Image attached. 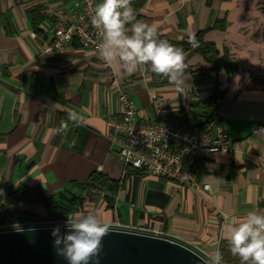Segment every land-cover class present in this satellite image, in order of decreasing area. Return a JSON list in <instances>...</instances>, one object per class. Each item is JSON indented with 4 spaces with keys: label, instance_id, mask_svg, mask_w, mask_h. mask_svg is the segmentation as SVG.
<instances>
[{
    "label": "crops",
    "instance_id": "obj_1",
    "mask_svg": "<svg viewBox=\"0 0 264 264\" xmlns=\"http://www.w3.org/2000/svg\"><path fill=\"white\" fill-rule=\"evenodd\" d=\"M74 1L0 0V203L19 188L43 189L61 206L73 202L74 214L92 210L110 226L157 230L208 259L219 250L223 264H240L228 246V222L264 209V0H146L141 20L159 34L188 42L203 31L218 50L214 63L183 50L187 67L179 91L148 65L129 75L77 42L46 52L53 12ZM118 86L135 98L142 120H155L151 95L159 93L194 126L187 113L196 115L199 102L224 94L215 116L230 150L198 160L192 188L125 171L107 127L108 116L123 110ZM93 174L105 175L117 190L84 185ZM104 192L117 198L115 207ZM19 208L45 214L39 204Z\"/></svg>",
    "mask_w": 264,
    "mask_h": 264
},
{
    "label": "built area",
    "instance_id": "obj_2",
    "mask_svg": "<svg viewBox=\"0 0 264 264\" xmlns=\"http://www.w3.org/2000/svg\"><path fill=\"white\" fill-rule=\"evenodd\" d=\"M97 3L99 0H75L69 8L56 9L53 12V37L45 48L46 52H64L73 42L96 50L100 41L90 16ZM151 98L155 102L156 117L154 121H145L139 116L135 98L118 86V100L123 110L120 115L108 116L109 137L119 147L125 171L130 168L146 171L192 188L198 184L194 170L196 162L209 154L230 150L228 132L216 116L207 127L185 124L168 98L159 93H153ZM66 127L64 122L60 132ZM203 187L209 189L210 185L205 183ZM14 225L20 228L65 226L66 220L43 218L4 224L0 225V231L16 229ZM112 227L164 235L157 230L122 222H116Z\"/></svg>",
    "mask_w": 264,
    "mask_h": 264
},
{
    "label": "clouds",
    "instance_id": "obj_3",
    "mask_svg": "<svg viewBox=\"0 0 264 264\" xmlns=\"http://www.w3.org/2000/svg\"><path fill=\"white\" fill-rule=\"evenodd\" d=\"M132 0H100L90 16L97 30L99 43L96 54L115 70L127 74L136 72L141 65L167 78L176 89L182 90L187 67L182 48L161 39L155 24L138 20ZM194 36L189 43H194ZM75 118V117H70ZM17 231H22L14 225ZM68 231L61 233L59 226L52 229L57 255L67 264H99L103 238L110 225L103 222L92 210L67 215ZM226 239L231 254L239 257L240 264H264V209L247 212L242 218L228 222ZM206 264H223V254L217 250Z\"/></svg>",
    "mask_w": 264,
    "mask_h": 264
},
{
    "label": "water",
    "instance_id": "obj_4",
    "mask_svg": "<svg viewBox=\"0 0 264 264\" xmlns=\"http://www.w3.org/2000/svg\"><path fill=\"white\" fill-rule=\"evenodd\" d=\"M112 207L117 198L104 192ZM39 226L0 231V264H67L57 255L52 229ZM60 232L68 228L59 226ZM99 264H206L208 259L191 246L164 235L110 227L104 236ZM89 264H95L90 261Z\"/></svg>",
    "mask_w": 264,
    "mask_h": 264
},
{
    "label": "trees",
    "instance_id": "obj_5",
    "mask_svg": "<svg viewBox=\"0 0 264 264\" xmlns=\"http://www.w3.org/2000/svg\"><path fill=\"white\" fill-rule=\"evenodd\" d=\"M145 2L146 0H132L131 6L134 8L138 20L142 19V9ZM158 35L161 39H167L170 43L183 50H192L199 53L208 62L214 63L218 58V50L215 43L206 41L203 31L194 36V43H189V41L173 42L159 33ZM223 99L224 94L220 92L214 93L209 99L197 104V107L201 109L199 113L193 115L190 111L187 113L188 117L197 121L201 127H207L213 122V118L217 114ZM83 184L100 190L116 191L118 188V184L102 174L91 175ZM21 204H39L44 208L45 214L18 208ZM74 212L75 207L73 202L69 203V205L61 206L53 195L43 189L29 190L19 188L10 192L4 202L0 203V225L29 222L43 218L67 220V215L74 214Z\"/></svg>",
    "mask_w": 264,
    "mask_h": 264
},
{
    "label": "rangeland",
    "instance_id": "obj_6",
    "mask_svg": "<svg viewBox=\"0 0 264 264\" xmlns=\"http://www.w3.org/2000/svg\"><path fill=\"white\" fill-rule=\"evenodd\" d=\"M22 205H24V204H22ZM19 206H21V205H19ZM19 206H18V208H19ZM24 209V208H23ZM35 209H40V206L38 207V208H35ZM38 213V212H37Z\"/></svg>",
    "mask_w": 264,
    "mask_h": 264
}]
</instances>
